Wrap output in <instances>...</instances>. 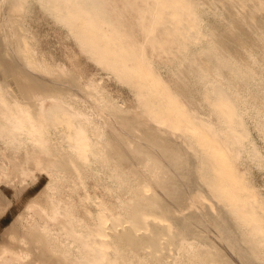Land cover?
<instances>
[{"label": "bare ground", "instance_id": "1", "mask_svg": "<svg viewBox=\"0 0 264 264\" xmlns=\"http://www.w3.org/2000/svg\"><path fill=\"white\" fill-rule=\"evenodd\" d=\"M32 5L137 81L141 104L48 55ZM139 34L179 93L138 56ZM257 173L264 0H0V219L20 200L0 264H264Z\"/></svg>", "mask_w": 264, "mask_h": 264}, {"label": "rangeland", "instance_id": "2", "mask_svg": "<svg viewBox=\"0 0 264 264\" xmlns=\"http://www.w3.org/2000/svg\"><path fill=\"white\" fill-rule=\"evenodd\" d=\"M31 7L33 8V9L31 8L32 13L28 15L27 19L29 20L30 18L29 20L30 25L34 23V27L38 29L37 30L38 34L40 33L39 35H41L40 36L41 46L48 55L53 54L58 61L66 63L70 68H72V70H75L77 73H82V75L86 79L94 78L95 80L99 81L111 96H113L118 100H121L122 102H125L126 107L129 110H131L132 108H136L138 105L141 104V101H139V99L138 101L140 102V104L138 101L135 102L136 100L135 98L139 97L140 94L142 93L141 92L142 86L139 85L137 81H132L130 78H126V77H123V79L118 78L114 72H111L108 69L101 66L97 62L96 58H94V56L91 53H89L87 49L82 47V45L79 43V41L76 39L75 35L73 34L72 29L63 25L55 17L49 15L43 9L38 8V6L32 5ZM34 14L36 16H34ZM15 15L16 14H14L12 19L13 20L16 19L19 22L20 21L22 22V20L24 19L23 17L24 14L22 12H19L18 16ZM28 26L29 25H27L26 28H28ZM136 41L138 43V48H137L138 56L140 57L145 56V59L147 60V64L151 65L152 66L151 68H153L155 72L161 71L160 72L161 75L159 79H162L165 82L169 83L172 86L173 90L179 93L180 88L178 89L176 84L172 81L170 70L164 65V61L161 59H158L157 63L151 61L154 56L153 53L154 51L152 49L151 43H149L147 39V36L139 34L136 36ZM185 89L190 91L192 90L195 96V91H197V88L194 84H190L186 86ZM161 95L162 94L158 93V95L156 96L157 98L155 97V100L156 99L158 100V101L156 100L157 105H155V107L167 113L174 114L175 111H173L172 108L168 107L167 103H164L165 99L162 97L163 95L162 96ZM158 97L160 100L158 99ZM168 108H170L171 111ZM39 152L40 149L35 148L31 154L26 156V158H35V156ZM53 154L55 158H59L58 165L63 166L66 160L65 158H68V156L66 155L62 147L56 144L53 147ZM257 174H258L257 175L258 182L260 184H263L264 181L261 174L260 173ZM36 189L37 188H33L30 192H34ZM19 201L20 200L17 199L15 203L12 205L11 209H9L6 212V214H4V220H3L4 224L9 222V220L13 217L14 213L17 210L16 202ZM3 227L4 225L0 226V240L2 237L1 231Z\"/></svg>", "mask_w": 264, "mask_h": 264}, {"label": "crops", "instance_id": "3", "mask_svg": "<svg viewBox=\"0 0 264 264\" xmlns=\"http://www.w3.org/2000/svg\"><path fill=\"white\" fill-rule=\"evenodd\" d=\"M3 220H4V219H0V226H1V225H4L3 228H5V227H7V226L10 225V222H11L12 219H10L9 222H7L6 224L3 223ZM3 228H2V229H3ZM1 232H2V231H1ZM2 238H3V237H1V240H2ZM1 240H0V241H1Z\"/></svg>", "mask_w": 264, "mask_h": 264}]
</instances>
